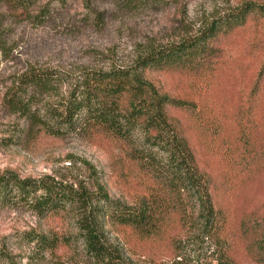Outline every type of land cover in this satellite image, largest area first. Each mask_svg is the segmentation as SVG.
<instances>
[{"label":"trees","instance_id":"16d2710c","mask_svg":"<svg viewBox=\"0 0 264 264\" xmlns=\"http://www.w3.org/2000/svg\"><path fill=\"white\" fill-rule=\"evenodd\" d=\"M68 1L0 0V4L14 21L45 25L53 20L55 7H64ZM83 1L94 10L93 0ZM96 17V23L103 20ZM255 17L264 20V2L245 0L206 23L194 37L145 51L131 66L77 72L33 66L16 75L7 87L4 107L27 127L16 128L14 137L0 136V144L14 145L41 135L103 133L125 148L149 184L129 198H114L93 166L91 186L6 172L0 176L2 203H22L43 219L63 214L70 224L67 236L25 232L21 241L34 245L39 257L72 250L75 264H240L228 215L216 204L212 177L172 114V110L194 111L195 104L160 90L146 74L159 68L196 73L209 68L216 54L215 41L246 27ZM2 26L0 49L4 51L9 30ZM240 229L246 255L264 264V216H245Z\"/></svg>","mask_w":264,"mask_h":264},{"label":"rangeland","instance_id":"374dc122","mask_svg":"<svg viewBox=\"0 0 264 264\" xmlns=\"http://www.w3.org/2000/svg\"><path fill=\"white\" fill-rule=\"evenodd\" d=\"M243 1L93 0L90 11L83 0H70L64 7L57 5L53 20L45 25L14 21L0 4L2 30H9L6 48L0 49V136L14 137L16 128L27 127L7 112L4 96L12 79L30 67L77 72L131 66L145 51L194 37L206 23ZM96 14L103 18L100 23ZM214 47L210 67L201 72L159 68L149 70L146 77L172 97L195 104L194 111L172 114L212 177L216 204L229 218L236 258L240 264H257L246 255L240 224L251 213L264 216V20L255 17L246 27L221 35ZM22 140L0 144V176L6 172L22 178L52 176L91 186L93 166L114 198H129L149 185L125 148L103 133ZM69 227L63 214L43 219L22 203L0 201V264H75L72 250L39 257L34 245L21 241L25 232L67 236Z\"/></svg>","mask_w":264,"mask_h":264}]
</instances>
